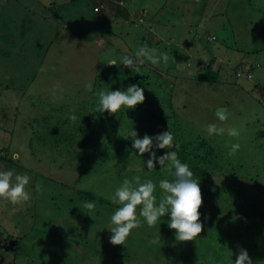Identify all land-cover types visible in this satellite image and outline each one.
Masks as SVG:
<instances>
[{"label": "rangeland", "instance_id": "374dc122", "mask_svg": "<svg viewBox=\"0 0 264 264\" xmlns=\"http://www.w3.org/2000/svg\"><path fill=\"white\" fill-rule=\"evenodd\" d=\"M144 44L168 53L167 68L107 64ZM213 56L218 81L200 80ZM132 84L144 103L91 113L94 92ZM168 121L178 148L153 147L157 157L177 151L181 162L201 161L195 179L213 180L215 195L200 209L204 229L179 243L169 216L155 227L141 218L114 246L111 197L123 180H152L158 201L159 181L172 178L158 160L148 170L150 153L140 156L130 138L129 158L119 162L116 148L132 128L155 137ZM210 123L225 134L208 136ZM229 142L241 145L235 155ZM0 159V170L30 177L32 196L16 206L0 200V264H233L240 249L264 264V0H0ZM85 201L96 205L92 217Z\"/></svg>", "mask_w": 264, "mask_h": 264}, {"label": "clouds", "instance_id": "9594fccd", "mask_svg": "<svg viewBox=\"0 0 264 264\" xmlns=\"http://www.w3.org/2000/svg\"><path fill=\"white\" fill-rule=\"evenodd\" d=\"M169 60L167 52H160L158 49L144 44L134 55H124L119 62L113 59L107 64L109 66L123 65L135 73H140L145 61L156 67L162 65L163 68H167ZM85 87L89 92L93 91L92 83L86 84ZM93 94L98 97V101L91 113L107 112L116 115L122 108L134 109L144 103L146 99L144 89L136 84L130 85L126 90H98ZM216 116L221 122L228 118L224 109L217 110ZM69 118L73 122L77 120L74 114ZM168 126L169 131L155 137L145 134L141 139L134 128L129 131L127 136H124L126 139L132 140V146L140 156L150 153V158L146 161L148 170L154 169L158 160L161 169L170 174L172 178L159 181L161 196L158 201L154 194L157 186L152 180L141 182L139 175L123 180L111 197L112 203L119 205L110 217V224L107 228L112 233L110 243L114 246L126 244L132 230L142 226L141 218L149 227H155L161 218L169 216L168 227L175 230V238L179 243L195 241L204 229L200 211L203 206L202 189L199 181L194 178V173L190 170L189 165L178 159L177 151H168L159 157L153 151V147L158 149L178 148V145H174V136L169 121ZM206 131L208 136H222L226 130L224 127H218L215 123H210L207 125ZM240 134V131L235 127L227 129V136L230 138L238 139ZM228 146L229 155H235L241 148L239 143L229 142ZM29 182L30 177L27 174H17L14 170H0V200L10 202L14 206L29 202L32 199L27 190ZM35 187L38 193L43 191L39 182ZM80 208L84 213L90 215L96 205L94 202L85 201ZM160 241V234H158L150 240V244H159ZM232 262L233 264H253L245 249H240L237 258Z\"/></svg>", "mask_w": 264, "mask_h": 264}, {"label": "trees", "instance_id": "16d2710c", "mask_svg": "<svg viewBox=\"0 0 264 264\" xmlns=\"http://www.w3.org/2000/svg\"><path fill=\"white\" fill-rule=\"evenodd\" d=\"M108 1H111L113 4H115V6L117 4L118 7H121L123 0H108ZM94 9L99 11L100 10V6L95 5ZM140 18H142V16H139V21H141ZM215 61H216V57L213 56L210 59V61L207 63L206 66H203V67L200 66L198 68L197 77L200 80H203V81H206V82H210V83L218 81L220 71H219L218 68H214V62ZM249 69H250V67H249ZM247 72H248V75L251 74L249 72V70H247ZM130 144H131L130 139H126V138L121 139L119 145L116 148L117 149V151H116L117 152V160L119 162L123 161L126 158H129V155H130V153L132 151L131 148H130ZM182 160H183L182 163H186V164L189 165L190 170L194 173V178L198 177V172H199L200 167H201V170H203L202 169L203 165L201 164V161H199L198 163L195 164V162L189 163V161H187L186 157L184 159H182ZM201 174L202 173H200V176H199L200 177L199 178L200 179L199 183L201 182V184L203 185V187L201 188L202 189V195H203V201L205 200V202H209L210 203V200L215 195L214 190L212 189V186H211L213 180H212L211 175H209V174L205 175L204 174V176H203ZM263 214H264V211H263Z\"/></svg>", "mask_w": 264, "mask_h": 264}, {"label": "built area", "instance_id": "2783aa9c", "mask_svg": "<svg viewBox=\"0 0 264 264\" xmlns=\"http://www.w3.org/2000/svg\"><path fill=\"white\" fill-rule=\"evenodd\" d=\"M249 75H251V74H249Z\"/></svg>", "mask_w": 264, "mask_h": 264}]
</instances>
